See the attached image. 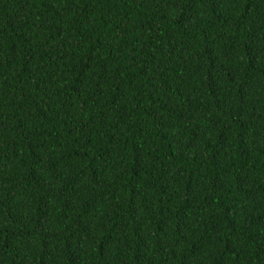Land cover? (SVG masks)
I'll return each instance as SVG.
<instances>
[{
    "label": "trees",
    "instance_id": "obj_1",
    "mask_svg": "<svg viewBox=\"0 0 264 264\" xmlns=\"http://www.w3.org/2000/svg\"><path fill=\"white\" fill-rule=\"evenodd\" d=\"M0 264H264V0H0Z\"/></svg>",
    "mask_w": 264,
    "mask_h": 264
}]
</instances>
